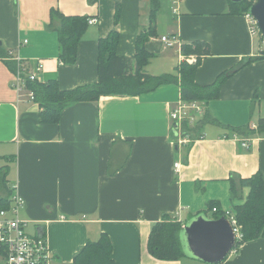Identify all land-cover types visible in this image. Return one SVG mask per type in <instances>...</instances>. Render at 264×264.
<instances>
[{
  "label": "crops",
  "instance_id": "crops-1",
  "mask_svg": "<svg viewBox=\"0 0 264 264\" xmlns=\"http://www.w3.org/2000/svg\"><path fill=\"white\" fill-rule=\"evenodd\" d=\"M154 4L157 35L145 44L154 54L146 72L176 73L190 59L181 44L195 40L210 47L197 66V84L209 85L233 71L219 97L204 104L203 115L212 121L188 150L170 118L180 97L176 83L140 95L72 103L57 123H41L38 103L13 86L20 63L11 55L20 57L26 72L40 65L39 82L55 79L63 90L93 84L98 40L116 30L118 55L132 57ZM172 6V0H0V47L8 53L0 57V167H6L8 184L23 201L18 215L27 220L26 232L46 238L50 264H72L102 233L111 240L114 264H210L190 256H152L147 247L152 224L168 217L183 227L211 202L230 211L249 191L241 179L259 171L264 181V133L245 138L229 128H253L264 118V39L251 33L247 14L229 13V0H180L176 13ZM53 9L96 19L82 34L73 63L59 58ZM162 36L178 43L166 47ZM248 57L254 60L245 64ZM245 139L248 147L241 146ZM126 152L123 165L109 174V164ZM217 264H264V238L243 242Z\"/></svg>",
  "mask_w": 264,
  "mask_h": 264
},
{
  "label": "trees",
  "instance_id": "trees-1",
  "mask_svg": "<svg viewBox=\"0 0 264 264\" xmlns=\"http://www.w3.org/2000/svg\"><path fill=\"white\" fill-rule=\"evenodd\" d=\"M251 1L242 0L235 3L229 0V13L247 14ZM154 4L149 13V24L147 28L140 31L135 41V53L132 57L120 56L117 53L119 33L112 30L106 37L98 40V80L93 84L78 86L73 89L63 90L55 79L45 82L26 80V87L33 91L34 101L39 105V121L41 123H57L61 111L68 105L80 101H97L102 95H140L155 90L163 84L176 83L179 86V98L184 101H197L207 104L219 97L222 83L233 73L225 71L220 73L209 85H199L195 82V72L202 56L210 54L209 44L205 41L195 40L190 43L181 44V52L184 56H195L194 62L182 60L176 69V73L152 75L145 71L146 65L154 56L147 50L145 44L151 37L157 35L156 12ZM117 15V14H116ZM57 20V24L53 21ZM51 23L59 35V58L65 63H73L77 56L78 42L87 28V17L66 16L53 9L51 11ZM263 39V38H262ZM8 53L0 47V57H6ZM254 60L248 57L245 64ZM207 114H204L194 124L183 122L181 125V137L186 138L185 151L199 136L202 127L211 122ZM231 131L243 137H251L255 134L264 133V118L258 120L256 127L246 125L229 127ZM177 143V142H176ZM127 156L123 154L122 159L114 166L109 164L108 173L112 174L119 169ZM231 192L235 194L234 182L231 179ZM242 187L249 191L242 202L233 203L230 212L234 215L242 238L237 242L235 251L240 245L248 240L264 238V181L258 171L249 178L241 179ZM13 189L7 180L6 167H0V209L10 206V197ZM232 195V198L234 196ZM214 204V203H213ZM209 203L207 211L212 214L211 218L226 216V213ZM216 207V211L212 208ZM182 224L168 217L155 222L151 226L148 238L149 253L162 260H176L184 255L180 231ZM112 243L110 238L102 233L96 241H89L75 255L72 264H114L111 257ZM0 264H3L0 262Z\"/></svg>",
  "mask_w": 264,
  "mask_h": 264
},
{
  "label": "built area",
  "instance_id": "built-area-1",
  "mask_svg": "<svg viewBox=\"0 0 264 264\" xmlns=\"http://www.w3.org/2000/svg\"><path fill=\"white\" fill-rule=\"evenodd\" d=\"M180 0H172L173 11H178L177 4ZM253 2L254 0H248ZM251 24V33L259 34L253 18L247 13ZM88 23L96 22L95 18H88ZM166 47H173L178 43L174 36H162L160 39ZM27 43V40H23ZM18 63V72L13 86L21 93L27 94L29 100L34 101V93L26 87V80L37 81V71L41 66L38 65L36 71L26 72L21 64L18 55H11ZM188 62H194L195 56L191 55ZM204 106L197 101H184L178 99L170 111V118L175 123L174 129L178 135V142H187L186 138L181 137V125L183 122L194 124L197 119L203 115ZM241 146L248 147V141L242 140ZM179 163H174V169L177 170ZM21 198L12 193L10 197V206L7 209H0V262L3 264H50L52 255L49 251L47 240L41 235H30L26 232L27 220H23L18 215V209L22 205ZM216 211V207L212 208ZM226 218L232 225L235 234L236 244L241 240L242 234L234 215L230 211H225ZM235 244V246H236ZM235 246L231 252H235Z\"/></svg>",
  "mask_w": 264,
  "mask_h": 264
},
{
  "label": "water",
  "instance_id": "water-1",
  "mask_svg": "<svg viewBox=\"0 0 264 264\" xmlns=\"http://www.w3.org/2000/svg\"><path fill=\"white\" fill-rule=\"evenodd\" d=\"M231 1L238 3L242 0ZM248 14L264 39V0H254ZM180 241L185 256L210 264L222 262L236 244L232 225L225 216L211 218L204 213H199L184 224Z\"/></svg>",
  "mask_w": 264,
  "mask_h": 264
},
{
  "label": "rangeland",
  "instance_id": "rangeland-1",
  "mask_svg": "<svg viewBox=\"0 0 264 264\" xmlns=\"http://www.w3.org/2000/svg\"><path fill=\"white\" fill-rule=\"evenodd\" d=\"M208 214V213H207Z\"/></svg>",
  "mask_w": 264,
  "mask_h": 264
}]
</instances>
